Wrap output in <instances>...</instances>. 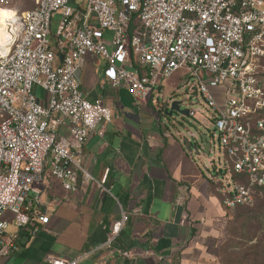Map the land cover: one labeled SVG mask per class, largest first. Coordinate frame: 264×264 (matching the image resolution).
Here are the masks:
<instances>
[{
    "label": "built area",
    "instance_id": "built-area-1",
    "mask_svg": "<svg viewBox=\"0 0 264 264\" xmlns=\"http://www.w3.org/2000/svg\"><path fill=\"white\" fill-rule=\"evenodd\" d=\"M13 22L8 51L0 47V257L20 251V231L35 236L49 222L36 209L48 176L69 192L83 182L110 192L83 160L90 134L103 136L113 120L109 105L84 95L87 56L103 59L108 82L142 103L183 70L190 97L200 93L211 108L225 152L226 169L214 166L222 206L255 203L264 188V0H37ZM129 215L122 210L102 245L47 262L83 264L100 249L130 257L116 244Z\"/></svg>",
    "mask_w": 264,
    "mask_h": 264
},
{
    "label": "crops",
    "instance_id": "crops-1",
    "mask_svg": "<svg viewBox=\"0 0 264 264\" xmlns=\"http://www.w3.org/2000/svg\"><path fill=\"white\" fill-rule=\"evenodd\" d=\"M100 59L83 60V92L89 100L109 105L113 120L103 136L90 134L82 153L87 170L110 192L92 182L69 192L48 176L39 186V207L49 222L40 223L35 236L20 231V251L0 257V264H50L48 255L73 258L105 243L122 210L130 215L116 244L131 256L100 249L83 264H188L191 253L226 226L217 176L202 171L184 142L169 133L155 106L170 78L161 82L158 95L138 102L126 87L108 82ZM61 134L68 136V122ZM9 229L16 231L13 224Z\"/></svg>",
    "mask_w": 264,
    "mask_h": 264
},
{
    "label": "rangeland",
    "instance_id": "rangeland-1",
    "mask_svg": "<svg viewBox=\"0 0 264 264\" xmlns=\"http://www.w3.org/2000/svg\"><path fill=\"white\" fill-rule=\"evenodd\" d=\"M37 6V0H0V7L9 11L14 17L18 18L23 16L27 11L34 9ZM59 16H56L55 20H58ZM57 23L53 25V31ZM107 38H111V34H107ZM108 49L111 50V45L108 44ZM101 60V59H100ZM102 63V60L100 61ZM259 73L264 78V59L260 62ZM98 66L99 76L103 75L102 66ZM220 87L212 88L213 91H219ZM189 85L185 83V77L183 70L178 71L173 77L170 78L166 85V92L160 97V100L156 99L155 106L162 111V122L168 127L169 133L174 134L181 139L187 138L193 140V135L199 137L200 135H207L208 142L211 144L210 153L208 154L202 147L198 149L199 153L196 154L197 149L193 152V156L198 165L208 176L215 173L216 167H222L226 169L227 163L225 160V152L221 149L219 141L217 139V133L214 136L215 122L213 120V112L208 106L205 99L200 93L190 97ZM35 92L40 99L48 100L50 95L39 86L35 88ZM158 95V93H156ZM173 102H177L180 106V110H201L197 112L195 117H189L178 111H172L171 105ZM158 104L160 105L158 107ZM216 175V174H215ZM219 179L222 181L230 180L231 177H224L219 173ZM264 207V193L260 192L256 201L251 206L236 207L233 209H226L227 223L224 230L218 237L208 238L203 244L202 248L195 250L191 253L188 264H224L226 263V255L223 251L231 253L230 248L225 249V244L230 242V232L228 225L231 222L233 228L239 227V221H235L238 215L243 214H258L260 208Z\"/></svg>",
    "mask_w": 264,
    "mask_h": 264
},
{
    "label": "trees",
    "instance_id": "trees-1",
    "mask_svg": "<svg viewBox=\"0 0 264 264\" xmlns=\"http://www.w3.org/2000/svg\"><path fill=\"white\" fill-rule=\"evenodd\" d=\"M264 193V188L261 190ZM239 207V206H238ZM243 207V206H240ZM36 209H40L39 206ZM258 214L238 215L239 227L233 228L231 220L228 225L231 240L225 244L226 255L224 264H264V207Z\"/></svg>",
    "mask_w": 264,
    "mask_h": 264
},
{
    "label": "bare ground",
    "instance_id": "bare-ground-1",
    "mask_svg": "<svg viewBox=\"0 0 264 264\" xmlns=\"http://www.w3.org/2000/svg\"><path fill=\"white\" fill-rule=\"evenodd\" d=\"M14 17L9 11L0 7V47L4 52L9 49L8 36H15L16 27L10 30L12 24H14ZM3 52V53H4Z\"/></svg>",
    "mask_w": 264,
    "mask_h": 264
},
{
    "label": "water",
    "instance_id": "water-1",
    "mask_svg": "<svg viewBox=\"0 0 264 264\" xmlns=\"http://www.w3.org/2000/svg\"><path fill=\"white\" fill-rule=\"evenodd\" d=\"M10 38V36H8ZM172 111H178L182 114H187V110L181 111L180 106L177 102H173L171 105ZM193 140H188L187 138L183 139V142L185 144V148L188 150L189 153L193 154V152L197 149L196 154L199 153L198 149L202 147L208 154L210 153V147L211 144L208 142V136L207 135H200L197 137L196 135H193Z\"/></svg>",
    "mask_w": 264,
    "mask_h": 264
}]
</instances>
